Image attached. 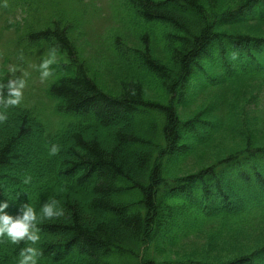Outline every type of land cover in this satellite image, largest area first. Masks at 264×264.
I'll list each match as a JSON object with an SVG mask.
<instances>
[{
	"label": "trees",
	"instance_id": "16d2710c",
	"mask_svg": "<svg viewBox=\"0 0 264 264\" xmlns=\"http://www.w3.org/2000/svg\"><path fill=\"white\" fill-rule=\"evenodd\" d=\"M19 5L0 0V17ZM122 6L138 42L131 55L116 44L132 71L117 96L91 77L63 21L30 28L20 67L55 51L35 102L51 110L6 109L0 202L11 215L49 199L63 207L38 224L40 264H264V91L241 87L264 80V0ZM210 135L232 145L193 165ZM24 246L0 238V264H18Z\"/></svg>",
	"mask_w": 264,
	"mask_h": 264
},
{
	"label": "rangeland",
	"instance_id": "374dc122",
	"mask_svg": "<svg viewBox=\"0 0 264 264\" xmlns=\"http://www.w3.org/2000/svg\"><path fill=\"white\" fill-rule=\"evenodd\" d=\"M27 2V6L19 5L12 13L3 14V17H0V77H9V74H13L8 71L9 68L16 69L15 72L19 74L17 77L27 73L24 79L29 81L24 89L21 105L38 106L44 110L46 108L38 104L45 94L49 80L40 79L39 68L30 54L27 55V66L20 67L19 61V53L26 52L24 50L28 46L24 38L41 17L52 22L61 20L64 22L61 24L62 28L69 27L70 40L81 61L87 65L91 77L105 92L117 96L121 78L130 77L129 74H132V71L127 65V60L120 58L116 44L119 43L120 49L123 45L128 55H131V50L137 48L138 42L133 34L136 33L133 31H137L138 25L135 18L123 19L122 0H27ZM253 30L258 32L259 29ZM36 53L39 54L40 51ZM39 58L43 60V53ZM33 74L35 75L32 76ZM26 76L31 79H26ZM243 83L241 87L244 90L247 88L257 90L258 87L264 91L262 79L245 78ZM237 87L239 88V85ZM206 98L196 99V107L200 104L204 106L203 101ZM252 106L254 109L253 104ZM50 110H45L48 115ZM260 123L256 119L253 120L255 126ZM261 136L262 134L259 135ZM208 138H210L208 142L210 145L198 149L193 165L197 161H205L210 155L218 158L219 154H222L219 152L227 150L232 145V138L222 140L211 135ZM261 142H264V138Z\"/></svg>",
	"mask_w": 264,
	"mask_h": 264
},
{
	"label": "clouds",
	"instance_id": "9594fccd",
	"mask_svg": "<svg viewBox=\"0 0 264 264\" xmlns=\"http://www.w3.org/2000/svg\"><path fill=\"white\" fill-rule=\"evenodd\" d=\"M56 62L55 51H50L45 55L38 65L40 79L46 80L52 76L51 65ZM9 72L15 73V68H9ZM22 74L15 79L9 77L6 83L0 84V122L8 119L6 109L18 106L24 99V89L26 80ZM61 151V146L52 143L48 147V155L56 156ZM30 178H26L24 183H29ZM8 201L0 202V238H7L12 244L24 243L19 253L18 264H40V251L36 246L41 240L40 228L38 224L43 220H50L54 217L64 215V209L59 201L49 199L45 201L37 211L30 203H24L16 215L9 214Z\"/></svg>",
	"mask_w": 264,
	"mask_h": 264
}]
</instances>
